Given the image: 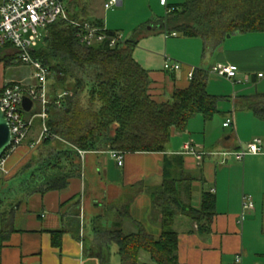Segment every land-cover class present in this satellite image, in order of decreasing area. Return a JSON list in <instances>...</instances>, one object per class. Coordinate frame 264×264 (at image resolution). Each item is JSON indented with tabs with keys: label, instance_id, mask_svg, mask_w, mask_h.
Segmentation results:
<instances>
[{
	"label": "crops",
	"instance_id": "0c3cea01",
	"mask_svg": "<svg viewBox=\"0 0 264 264\" xmlns=\"http://www.w3.org/2000/svg\"><path fill=\"white\" fill-rule=\"evenodd\" d=\"M185 1L121 0L117 7L122 9L117 11L114 7L107 10L108 1H105L102 12L94 9V0H64V3L70 17L91 21L88 15H92L93 20L102 22L104 29L122 34L131 32L133 38L138 29L165 18L171 6ZM153 30L147 28L148 32L140 37L134 51L135 60L150 75L153 99L171 100L176 92L190 87V72L194 71L195 75L197 71H204L208 76V94L224 98L218 104L219 112L209 121L196 115L185 130L174 129L167 153L125 155L118 171L113 168L116 163L110 151L86 153L82 157V177L73 181H88V188L83 186L79 194L78 189L68 192V187L57 192L63 194L56 196L52 204L46 200L48 193L42 195V201H47V210L38 215L40 222L24 217L20 221L23 227L16 228L14 217L15 231L2 250V264H103L81 237L67 229L61 236L51 233L66 228V213L73 204L93 223L103 218V224L111 228L121 222L125 235L136 234L143 228L150 236L160 238L162 215L154 211L148 189L163 184L165 162L171 166L174 178L180 179L178 197L184 206L200 209L204 194L215 196L209 233H202L199 223L184 213L175 217L178 263L264 264V151L249 154L241 161L234 155L256 138L264 146V120L252 111L238 109L240 98L264 94V33L239 36L232 40L238 41L235 44L229 41L230 37L220 49L209 52L200 38L171 36ZM252 40L257 42L250 44ZM167 61L181 64L182 70L165 71ZM217 64L237 65L240 68L237 79L241 84L213 75L211 69ZM229 119L232 125L225 127ZM227 131L229 134L225 135ZM187 143L204 154L202 160L184 153ZM25 150L22 147L5 158L8 177L15 174ZM141 184L147 190L134 198L128 217L126 211L120 212L125 202L122 200L131 188ZM77 195H80L78 200L61 207ZM248 197L254 208L245 210ZM54 241L60 244L54 245ZM113 247L108 264H121L117 247L116 253ZM148 255L142 253L141 262L154 264Z\"/></svg>",
	"mask_w": 264,
	"mask_h": 264
},
{
	"label": "trees",
	"instance_id": "16d2710c",
	"mask_svg": "<svg viewBox=\"0 0 264 264\" xmlns=\"http://www.w3.org/2000/svg\"><path fill=\"white\" fill-rule=\"evenodd\" d=\"M70 18L71 22L59 20L49 26L46 37L33 52V57L48 66L52 73L51 103L46 122L49 135L36 148L28 146L27 149L38 152L45 148L48 154L34 166L31 159L9 179L0 172L1 183L8 185L10 193L14 192L17 203L25 202L34 194L63 191L71 180L81 178L80 151L108 150L124 156L167 153L174 129L185 130L196 115L211 120L219 112L218 104L224 98L208 94V76L204 71H197L190 87L176 92L171 100L153 99L150 75L134 58L140 37L152 27L153 31L200 38L205 50L214 52L228 36L264 33V0H186L171 6L165 18L141 27L132 39H121L113 47L110 46L111 38L120 32L106 30L103 41L88 45L82 42L85 32L82 26L89 23L103 28L102 22ZM63 93L67 95L59 99L58 95ZM239 100L238 109L252 111L264 120V94ZM33 142L35 140H30L31 144ZM9 151L10 148L3 159ZM27 170L30 172L21 178ZM164 172L163 184L148 189L154 211L162 215L161 237L156 239L143 228L136 234L125 235L121 222L107 228L103 218H98L93 225L96 249H90V252L103 264L109 263L112 246L117 247L121 264H147L140 260L142 253L149 254L154 264H179L178 235L173 224L180 213L199 223L202 233L210 232L215 196L204 194L200 209L186 207L178 197L180 179L174 178L171 166L166 162ZM15 181L19 183L14 184ZM145 190L143 184L131 188L122 200L125 202L120 212L126 211L129 217L128 210L134 198ZM79 198L77 195L68 202ZM16 204L0 215V264L4 245L15 231L13 213ZM74 222L78 225L79 219L70 220L69 225ZM66 229L51 233L61 236ZM59 244L54 241V245Z\"/></svg>",
	"mask_w": 264,
	"mask_h": 264
},
{
	"label": "built area",
	"instance_id": "2783aa9c",
	"mask_svg": "<svg viewBox=\"0 0 264 264\" xmlns=\"http://www.w3.org/2000/svg\"><path fill=\"white\" fill-rule=\"evenodd\" d=\"M166 3V0H163ZM120 0H110L105 4L107 10L117 7ZM59 20L71 22L64 0H0V61L16 56V65L30 66L33 74L29 80H13L0 85L2 93L0 95L1 109L4 113L12 133V144L10 153H16L21 149L29 137L34 132L35 121L41 120V132L38 139L30 147L36 148L44 138L49 135V128L46 125L49 119V105L51 103L50 76L51 71L48 66L39 59L33 57L34 50L47 35L49 26ZM81 26L79 23H75ZM82 28L85 29L82 35V42L88 45L94 42H101L106 38V29L92 26L85 23ZM177 36L176 33L170 34ZM123 39L118 33L116 37L111 38L110 46ZM164 70L167 72H179L182 66L179 63L167 61L164 64ZM240 68L233 64H217L211 69V73L217 77L233 80L236 84H241L237 79ZM189 80L194 79V71L190 72ZM262 77V75H260ZM67 93L59 94L61 99ZM32 103L31 111L24 108V101ZM59 103V102H58ZM232 120L225 123V127H230ZM184 153L195 155L199 160L203 159L204 154L196 152L191 143L184 145ZM264 151L263 141L259 138L254 139L246 149L234 153L237 160H243L249 154H261ZM86 152H81L83 157ZM111 155L117 160L118 165L122 166L124 155L112 151ZM5 158L0 160V172L5 173ZM245 210L254 208V203L250 197L245 198ZM239 262V260H238Z\"/></svg>",
	"mask_w": 264,
	"mask_h": 264
},
{
	"label": "rangeland",
	"instance_id": "374dc122",
	"mask_svg": "<svg viewBox=\"0 0 264 264\" xmlns=\"http://www.w3.org/2000/svg\"><path fill=\"white\" fill-rule=\"evenodd\" d=\"M105 1H110V0H94V9L102 12L103 10V4ZM121 8L118 7H114V11L120 10ZM112 10V11H113ZM89 19L93 20V16L92 15H88ZM120 34L123 36L124 40L127 39H131L132 38V34L131 32L128 33H121ZM249 35V34H246ZM239 36H244V35H236L234 37L230 38V42L232 40H235V38L239 37ZM182 37V36H181ZM240 38V37H239ZM229 39V38H228ZM232 41V44L237 43L238 41ZM257 41H250L249 43H255ZM247 45V44H246ZM16 56H12L10 58H6L2 61H0V85H4L5 83L9 82V81H13V80H29L30 77L33 74V70L30 66H26V65H16L15 59ZM240 87V86H239ZM253 88V87H252ZM41 132V120L39 118L36 119L35 121V126H34V132L32 133V135L29 137V139L26 141V143L24 144L23 148L26 149L24 154H23V158L20 162L19 165H17V169L15 171V173L18 171L19 167H23L26 166L28 164V162L32 159L33 162V166L36 164L35 162H37L38 160H42L44 157L46 158L47 156V152L48 149H43L41 148L38 152H34L33 151H29V149H27L28 146L31 145L30 140H37L39 137V134ZM229 134V132H225V135ZM12 153H8L7 156L11 155ZM6 156V157H7ZM111 159H113L116 163V165H113V168H115V170H117L118 168L121 169V166L117 165V160L114 159L111 156ZM118 169V170H119ZM117 170V171H118ZM19 172V171H18ZM30 170L25 171L23 174H21V178H23L27 173H29ZM120 173V171H119ZM14 175V174H13ZM12 175V176H13ZM12 176H9V178H11ZM75 180V179H74ZM73 181V180H72ZM2 181H0V203H2V205L0 206V215L5 212V211H10V205H14L17 203V199L18 197H16V195L13 193H10L12 191H8V185H4L1 183ZM18 181H15L14 184H18ZM78 186V188H76ZM83 186L84 188H88V181H73L71 182V184L68 186L69 190L68 192H73L76 189H78L79 194L82 193L83 190ZM48 197L46 200H48V202L50 204H52L54 202V199L56 198V196H59L60 194L63 193H57V192H49L48 193ZM63 196V195H62ZM42 195L40 194H34L31 195L30 197H28L26 202H22L21 206L19 209H16L15 207V211L13 213V217L16 218L17 223H16V228H21L23 227L24 224H20V221L22 220V218L27 217L30 218L31 220H35L40 222L41 220L38 218V215H41L44 211H46V204L47 201L43 202L42 201ZM21 202V201H20ZM19 203V202H18ZM17 203V204H18ZM16 204V205H17ZM55 204V203H54ZM70 203L69 202H65L64 207L68 206ZM15 205V206H16ZM76 207H73L71 209H69L66 213V219H65V226L68 230L72 231L73 234L77 235L78 237H81L82 239L85 240L87 247L90 249H96V239L93 233V225L94 223L91 222L90 218L88 216L82 215V213H80L79 210L75 209ZM76 214L79 215V217H76ZM77 219H79V224L77 225V222H74L73 225L71 226V224L69 225L70 220H75L77 221ZM1 228V225H0ZM112 251H115L116 253V247H113ZM145 255L147 256V254L145 253ZM149 256V255H148ZM150 257V256H149Z\"/></svg>",
	"mask_w": 264,
	"mask_h": 264
},
{
	"label": "water",
	"instance_id": "95a60500",
	"mask_svg": "<svg viewBox=\"0 0 264 264\" xmlns=\"http://www.w3.org/2000/svg\"><path fill=\"white\" fill-rule=\"evenodd\" d=\"M121 2V0H120ZM230 38V36H228ZM24 108L28 111L32 109V103L28 100L24 101ZM12 144V133L10 125L2 112L0 102V160H2L4 154L8 151ZM22 201L16 205V209H19Z\"/></svg>",
	"mask_w": 264,
	"mask_h": 264
}]
</instances>
